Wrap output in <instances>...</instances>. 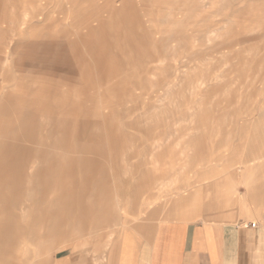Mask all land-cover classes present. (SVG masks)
<instances>
[{"label": "bare ground", "instance_id": "obj_1", "mask_svg": "<svg viewBox=\"0 0 264 264\" xmlns=\"http://www.w3.org/2000/svg\"><path fill=\"white\" fill-rule=\"evenodd\" d=\"M32 1H35L33 6L36 5L38 12H33V14H37H34L33 17L27 12L23 16L22 24L25 26V32H22L20 37L30 40L21 42L19 53L26 59L34 60L36 65L53 62L51 60L53 55L67 53L73 58L71 67L73 70L77 69L78 74L69 75V86L61 85L45 90L42 87L35 89V85L38 86L35 80L39 79L38 76H42L38 73L51 74L48 69L45 71L38 66H32L30 68L32 70L26 72L30 75V80L33 79L32 77L35 80L28 83L19 94L18 101L14 103L15 111L12 115L26 114L27 112L38 117L29 120L26 118L9 119L6 115L0 120V131H2L0 133V153L9 151L8 155H14L11 170L14 169L16 173L4 178H12V176L21 178V155L30 151L26 149L29 145L33 147L31 151L39 154L38 164L37 162H34L32 166L30 164L29 172L31 173L33 171L38 173L40 161L43 159L51 160L50 162L55 161L57 154L65 151L60 150L61 148L71 147V149H78L82 152L93 149L96 152L115 154L117 151H121L123 157L125 153L133 154L137 150H145L150 153L146 158L151 167H144L143 170L154 172L156 169L158 173L164 172L165 176L161 178L159 185L172 189L179 186V177L190 167V163L192 166L194 165L196 159L192 158V153L199 143L204 144L201 139L197 140L200 135L210 133L212 137H218L222 133L219 147H217L219 153L216 157L214 156V160L209 159L208 162L201 163V157L204 155L199 152L203 156L199 155L200 159L197 162V164L200 162L199 164L202 166L200 168L203 180L206 179L203 183L205 184L204 194L207 196L213 194L214 200L210 204L219 208V203L225 201L226 197H230L228 191L233 192L229 184L230 180L235 182L237 172L235 169L241 166L239 165L240 158L250 163L251 157L256 155L254 153L252 156H247L246 152L243 151V153V143L231 140L232 136L230 137V135L248 133L246 121H243L245 123L242 125L237 123L240 121L239 118L251 116L255 106L254 99H258L255 92L261 94L264 91V45H261L262 48L260 47V44H264V0H168L172 9L164 12L157 22L165 24L167 28H173V30H165L160 36H155L154 33L153 8L144 10V12L141 9L140 16H136L134 8L136 1L134 3V0H107V3L104 1V4L101 3V0ZM103 13H106V16ZM178 15L180 17H177ZM33 22L36 23L35 26ZM188 25L199 28L200 33L195 39L199 44L201 43L200 46L210 49L215 46L219 47V45L223 47L219 50H211L205 56L195 58L196 56L192 55L195 54V50L183 48L187 39L180 32ZM38 28L40 30L48 28L62 30L66 33V37L73 36L71 38L78 41L73 42V44L77 43L78 47L71 46L69 42H40L33 39V33ZM176 28L181 29L176 30ZM134 40L136 42H133ZM151 43H158L161 46L163 53L161 62H167L168 68H166L170 80L168 79L165 87L157 96L155 94L157 92H154L155 95L150 98L154 101L149 106L137 108V112L131 116L127 114L130 110L129 105L135 99L143 98V96L148 98L150 90L152 95L153 87L150 85L153 76L149 74L147 65L143 69L145 78L135 83H126L127 66L134 69L135 66L136 68L139 66V63L142 65L143 60L145 62L149 57L148 48ZM76 51L78 52L75 55ZM135 53H141V55ZM189 53L192 54L189 55ZM134 54L137 61L134 59ZM181 59H184L182 64L180 63ZM46 80L49 79L46 78ZM189 98L193 99V103L190 102L191 105L187 106L186 100ZM1 103L3 106V101L0 102V105ZM92 107L94 108L93 119L90 120ZM74 110L77 111V116L73 114ZM259 111L264 116V107L260 108L259 106ZM84 112L87 114L85 119L82 117ZM124 113H126V117L122 118ZM52 117H55V120ZM164 125L166 126L164 130L167 131L163 130L162 133H168L164 139L156 138L148 144H144L143 141L138 142L137 128L142 127L146 133H149L158 126L163 129ZM40 127L41 135H39ZM21 130L24 132L23 137L20 134ZM32 130L39 133H29ZM253 134L260 136L261 140L257 143L264 151V123L259 127L254 125ZM255 143L256 139L251 138L247 146L255 149L258 145L256 143L255 146ZM196 149L198 150V148ZM226 150L231 151L234 159L230 160L229 157H225L223 153L227 152ZM173 151L176 155L171 156ZM49 156L50 159H48ZM112 159L108 156L104 158V161L111 164ZM219 160L225 161L223 166L225 172L221 176L218 175L219 172L216 168ZM120 165L123 175L131 173V163L121 160ZM259 168H263V170L261 172L258 170L256 173L264 174V165ZM250 171L254 172L252 169ZM145 176L147 179V175ZM189 176L193 178L194 175L192 173ZM110 177L112 178L111 182L116 180L113 173ZM104 179L107 180L106 177ZM101 182L98 185L97 192L100 193L98 197L103 195L101 192H103L104 184ZM19 184L2 183L0 186H15L12 196L19 197L17 188ZM246 186L252 194V185L246 184ZM114 194L117 192L115 191ZM112 197L118 198L113 194ZM261 197H264V189L258 198L261 200L262 206L264 198ZM254 200L256 201L257 198ZM193 206V202L188 203V207ZM257 210L258 203L254 208L256 214L251 213L248 216L258 222L257 231L250 235L249 239H243L242 242L245 243L244 245L250 244V246L262 244V247L260 246L262 253L259 249L251 253L254 262L257 256L262 255V264H264V218L259 217L261 215ZM0 211L6 214L1 222L11 219L12 216L16 218L12 221V228L9 227V223L8 226L0 223L2 234L6 229H10L13 230L9 231L10 234L15 235L16 232L24 230L27 222H33L27 219L24 212L15 216L16 211L12 212L8 200L0 199ZM55 230L56 223L51 220V227L48 229L50 235L56 234ZM44 247L46 257H51L56 250L52 244V238ZM38 256L40 257L39 254ZM246 260H250V258H246Z\"/></svg>", "mask_w": 264, "mask_h": 264}, {"label": "rangeland", "instance_id": "obj_2", "mask_svg": "<svg viewBox=\"0 0 264 264\" xmlns=\"http://www.w3.org/2000/svg\"><path fill=\"white\" fill-rule=\"evenodd\" d=\"M104 1L105 3H107V0H101V3L104 4ZM135 1H136V5L134 6V8H135L136 16L137 15L140 16V13L142 11L141 9H143L144 12V10L147 11L150 10L151 7L153 8L155 36H160L162 32L165 30L167 31L173 30V28L172 29L167 28L165 24L157 22V19L160 16H162L164 12H168V10H170L171 5L168 0H153L152 2L150 0H134V3ZM34 2L35 1L32 0H0V24L8 25L12 30V32L8 33L11 35V41L5 42L6 47H4L5 53L8 56V62H7L8 64L5 67H3V70L0 71V102L3 101V106L2 103L0 105V117H1L0 120L6 117V115H8L7 117L9 119L26 118L29 120L38 117L35 115H31V113H27L26 111L25 112L27 115L20 113L16 115H12L15 111L14 103L18 101L17 98L19 97V94L21 93V91H23V89H25V86L28 83H31V81L34 79V77H32L33 79L30 80V75L26 73L29 70H32L30 69L32 68V66H38L40 68H43V70L48 69V72L51 73L46 75L38 73V75H42V76H38L39 78L38 80L34 79L38 85V86L35 85V89L42 87L45 90H49L48 89L49 87L54 89L56 86H61V85L69 86L70 85L69 77L73 74H78L77 69L74 70L72 69L71 65L73 62V58L67 53L66 54L60 53L57 56L53 55L51 59L53 60V62L47 64L40 63L37 65L34 62V60L30 58L26 59V57H24L23 55H21V53H19L18 49L21 48L22 45L21 42H25V40L26 41L30 40L29 38L24 39L20 36L22 32L23 33L25 32L24 30L25 26L22 24L23 16L26 15L27 12L30 14V16L33 17L35 14V13L33 14V12H38V8L35 7L36 5L33 6ZM103 14L105 15L106 13ZM177 17L180 16L178 15ZM188 26L182 29L176 28V30L181 29L180 33L184 36L185 39H187L185 42L186 44L184 43L183 45V48L191 49L193 51L195 50L194 52L195 54L189 53V55L192 54L193 56H196L195 58H198L209 54L211 50H219L223 47L219 45V47L215 46L210 49V48H206L205 46H200L201 43L199 44V42H197V40L195 39L198 37L200 33L199 28L194 26H189V27ZM71 37L70 38L66 37V33L64 31L56 28L54 29L48 28L41 30L38 28L35 29L33 33V39H36L40 42H69L71 46L77 48L78 47L77 43L73 44V42H78V41L73 40V38ZM16 40L18 42H16ZM135 40L133 42H136ZM261 45L264 44L263 43L260 44V47L262 48ZM77 52L78 51H76L75 55L77 54ZM148 52H149L148 53L149 57L148 59L145 60V62L143 60L144 63L142 62V65H140L139 63V66L137 65L138 66L137 68L135 66L134 69L127 66L128 75L125 78L126 83H135L136 81L138 82L140 79L145 78L146 76L143 69L147 67V65L149 67V74L153 76L150 85L151 87H153L152 95L150 90V94L148 98L146 96H143V98L135 99L133 103L129 105L130 110L127 113L130 114L131 116L133 115V113L137 112L136 110L137 108L141 109L146 105L149 106L151 102L154 101V99L150 100V98L155 94L157 96L165 87L166 83L168 82V79L170 80V76L167 69L168 67L166 64L167 62L166 63L161 62V58L163 56L161 46L158 43H151L148 48ZM83 53H85V51H83ZM135 54L139 56L141 55V53L140 54L135 53ZM135 54H134L135 56L134 59L135 61H137ZM139 61L140 59L138 60V62ZM182 61L184 62V59H181L180 61L181 64L183 63ZM62 76L65 78H63ZM46 78H48L50 81L49 80L47 81ZM57 78H59V80H57ZM124 85L126 86V84ZM154 92L157 93L154 94ZM255 93H256V98L258 99H254L253 104H255V106L251 116L249 118L241 117L239 118L240 121L237 123L238 125L240 124L242 125L245 123V122L243 123V121H246L247 132H249V130H254L255 124H252L253 122L251 121L253 119H256L259 114L263 115V113L259 111V106L260 108L264 107V91L261 94L258 92ZM186 102H187V106H190L191 105L190 102L193 103V99L189 98L186 100ZM86 112L82 114V117L84 119L87 118ZM93 112H94V108L92 107L90 112V120L93 119L92 117ZM28 114H30L31 116ZM73 114L76 116L78 115L76 110H74ZM125 117H126V113L122 114V118ZM52 119L55 120V117H52ZM256 124L257 127H259L261 126L262 123H256ZM165 125L163 129L161 126H158V128L157 127L153 128L152 131H150L151 133L150 132L146 133L142 127L137 128V131L139 133L137 134V136L139 135L138 142L141 143L143 141L144 144H148L156 138L164 139L165 137L168 136L167 132L162 133L166 127ZM39 132L32 130L29 133H34V134L39 133V135H41L42 132L41 127L39 128ZM0 133H2V131H0ZM20 134L21 136L22 134H24L23 130H21ZM153 134L155 135V137H153L154 136ZM202 135H200V138H198L197 136L198 138L197 140L200 141L201 139L202 140L201 142H204V144L199 143V145L195 147V150L192 153L193 156L192 158L195 157L194 154H196V157L199 158V155H202L201 153H203L204 157H201L200 161L201 163H206L208 162L209 159L214 160V158L217 156V153H219V151H217V147H219L222 133L218 137L215 136L212 137L210 133H204ZM247 135L248 133H243V134L233 133L230 135V137L232 136L231 140L235 141L236 143L237 141H241V143L244 144ZM142 137H144L145 139ZM146 140H148V142H145ZM33 141L34 139L32 140V142ZM74 141L81 143L78 140H74ZM211 144L213 145L215 144V145L213 146ZM27 147L28 148L26 149H29L30 151L24 152L21 155V164H20V174H22L21 178L18 177L14 178L13 176L12 178H8V177L4 178L7 175H11V174L14 175L13 173H15L14 169L11 170V168L13 167L14 155L13 154L8 155L9 151H5L7 153L5 152L0 153L1 154L0 184L20 183L19 187H17L19 189V197L12 196V191L15 189V186H6V187L0 186V199L8 200L12 212L16 211L15 216L20 215L19 213L21 212H24L27 215V219L29 221H33L32 223L27 222L25 228H23L24 230L22 229L23 231L22 232L20 231L19 233L16 232L15 235L10 234L9 231H13L10 229L5 228L6 230L5 231L3 230L4 234H2V230L0 231V264H51L53 255L51 257L50 256L46 257L45 256L46 254L44 255L45 252L44 246H47V243L51 238L54 248L57 249L58 247L65 245L67 241H71L78 237H81L83 235V232H88V231L94 232L95 228H99L100 226H105V222L107 221L106 210L108 209V207H109V211L112 213L113 220H115L117 215V209L120 208L119 206L120 202L118 203V201L116 200L118 198H122V195L127 191H129L131 186V181L134 179V177L138 176V174H141L143 171H145L143 170L144 167L145 168L151 167V165L149 164L146 158L147 156L150 155V153L145 150H137L133 154L125 153L123 157L121 151H117L116 154L105 153L102 151L96 152L93 149H91L90 151L86 150L82 152L78 149H71V147L70 148L68 147L65 149L62 148L60 149L65 151L58 153L57 157L55 158V161L50 162L51 160H46L42 158L43 161H40V167H39L40 170L38 171V173H36L37 171H33L31 173L29 172L30 171L29 169L31 168L30 164L31 166L33 165L34 162H37L38 164L39 154L38 152L31 151L33 150V147L31 145ZM196 148H198V150ZM174 151L176 152V150ZM174 151L172 152L171 156L176 155ZM226 151L227 152L223 153L225 157L226 158L229 157L230 160L234 159L233 155H231V151L229 150ZM32 153H34V155H32ZM107 154L108 156L111 157V159L113 158L111 160L112 162L111 164H107L106 161H104V158L108 157ZM24 155L26 156L24 157ZM48 159H50V156ZM121 160H124V162L126 163L132 164L130 174L123 175V173L121 172L120 170ZM223 160H219V163H217L218 165H216L217 171L219 172L218 173L219 176H221L225 172L223 167L225 161ZM189 166L190 167L187 168V173L190 172L191 169L193 168L191 163ZM112 173L114 177L116 176V180L113 182H111L112 178L110 177ZM163 173H158L156 169L153 172V174L157 177H163L162 176ZM104 177H106L107 180H105ZM161 180H162L161 178H159V180L156 179V183H157L156 185L158 186L159 192L163 193V191L165 192V190L170 191L171 188L167 189L166 188L167 186L161 187L159 185ZM100 181H102L101 183L104 184V186L102 187L104 189L103 192L100 191L101 189L99 190L103 195L101 197H98V194L100 193L97 192V190H98V185H100ZM187 183H189V181H187ZM115 191L117 192V194H114ZM112 194L116 195V197L118 198H113ZM5 215H6L5 212L0 211V223L4 224L5 226H8L9 223L10 225L9 227L12 228V221H14V219L16 218L12 216L10 217L11 219L5 220V222H1L3 221L2 219L5 217ZM248 219L251 218L249 217ZM51 220H53L56 223V230H55L56 234L54 235H50L48 231V229L51 227ZM256 223L258 226V222ZM253 224L254 223L246 224L247 229L245 228V230L256 233L257 226L254 227ZM257 246H258L257 248L260 250V253H262L261 250L262 246L261 247L259 245ZM38 254L40 255V257L38 256ZM255 259L256 260L254 264H262L263 262L262 255L257 256Z\"/></svg>", "mask_w": 264, "mask_h": 264}, {"label": "crops", "instance_id": "obj_3", "mask_svg": "<svg viewBox=\"0 0 264 264\" xmlns=\"http://www.w3.org/2000/svg\"><path fill=\"white\" fill-rule=\"evenodd\" d=\"M10 32L8 25L0 24V71L8 64L4 47L5 42L11 41ZM262 117L259 114L252 124L263 123ZM251 138L256 143L261 140L250 130L242 152L256 155L250 163L240 158L235 182L230 180L229 184L233 192L228 191L230 197L219 203V208L210 204L213 194H204L206 179L203 180L196 155L194 168L189 173L185 170L179 177V186L170 192L160 193L156 185V179L163 178L164 173L157 177L143 171L133 179L129 191L116 200L120 202L116 219L113 220L108 207L105 226L83 232L81 237L58 247L51 264H254L251 252L258 250V246L244 245L242 240L254 234L245 228L251 223L257 226V221L248 219L251 213L256 214L257 203L259 217L264 218V204L261 206L258 199L264 189V174L260 173L263 168H259L264 165V151L258 143L254 144L255 149L247 146ZM246 184L252 185V194ZM192 202L194 206L188 207Z\"/></svg>", "mask_w": 264, "mask_h": 264}]
</instances>
